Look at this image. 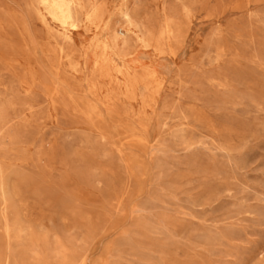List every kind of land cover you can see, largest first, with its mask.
Segmentation results:
<instances>
[{
  "label": "rangeland",
  "instance_id": "1",
  "mask_svg": "<svg viewBox=\"0 0 264 264\" xmlns=\"http://www.w3.org/2000/svg\"><path fill=\"white\" fill-rule=\"evenodd\" d=\"M0 264H264V0H0Z\"/></svg>",
  "mask_w": 264,
  "mask_h": 264
},
{
  "label": "bare ground",
  "instance_id": "2",
  "mask_svg": "<svg viewBox=\"0 0 264 264\" xmlns=\"http://www.w3.org/2000/svg\"><path fill=\"white\" fill-rule=\"evenodd\" d=\"M62 13H63V11H62Z\"/></svg>",
  "mask_w": 264,
  "mask_h": 264
}]
</instances>
